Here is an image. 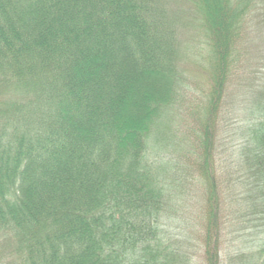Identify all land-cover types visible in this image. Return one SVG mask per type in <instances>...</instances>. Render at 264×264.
I'll return each instance as SVG.
<instances>
[{"label":"trees","instance_id":"obj_1","mask_svg":"<svg viewBox=\"0 0 264 264\" xmlns=\"http://www.w3.org/2000/svg\"><path fill=\"white\" fill-rule=\"evenodd\" d=\"M252 14L264 23V0H0L6 264H194L199 251L264 264V68L237 69ZM196 31L209 67L193 57ZM189 62L192 142L176 123ZM191 180L192 248L169 227ZM228 200L251 230L232 254Z\"/></svg>","mask_w":264,"mask_h":264},{"label":"rangeland","instance_id":"obj_2","mask_svg":"<svg viewBox=\"0 0 264 264\" xmlns=\"http://www.w3.org/2000/svg\"><path fill=\"white\" fill-rule=\"evenodd\" d=\"M181 4V3H179ZM175 7V5H174ZM253 15V14H252ZM262 17L251 16L250 26L248 28V35L245 37V43H243L244 48V63L240 64L237 69L240 71L239 74H245L247 71L264 68V23L261 22ZM196 37L192 40V53H194L193 57L199 65L209 67V55L211 52V48L205 44L206 39L204 38V34L199 31L194 32ZM190 35H193V30ZM199 68L197 65L193 63L186 66V73L189 77V88L190 91L188 95L189 97H194L193 92L197 93L198 91L195 89L196 85L193 82V77H196V74L200 75V72L197 71ZM200 79V78H199ZM196 81V80H195ZM236 82V81H235ZM192 91V93H191ZM234 91H237L236 87H234ZM241 92H238L239 99L242 98ZM190 99V100H191ZM194 101L192 99L191 106L187 108L185 112H182L180 118L178 119L177 126L179 128L180 136L187 134L191 138L192 142V105ZM185 117V121H184ZM191 144V143H190ZM189 147H187L188 150ZM191 149V148H190ZM185 152V151H184ZM181 161L184 164H187L185 157L181 152ZM189 156V155H188ZM223 156L220 157V163L222 166H226V159L223 161ZM228 164V162H227ZM222 170V168H221ZM192 180L188 182L185 187L184 194H180L178 199L176 200L177 206L176 211L172 212V219H170L169 227L170 231L174 235V237L180 242H184L188 240L186 243L188 247L192 248V244L198 242V232L200 231V217L201 210L199 209V200L198 195H192ZM245 214L244 205L242 202L227 201L225 217L226 222H228V229L225 233L224 238V248L226 253L230 252L235 253L237 250L245 248L247 246L246 240L250 239L248 234L251 230H246L245 226L246 222L242 221V217ZM244 218V217H243ZM246 231L242 236V233ZM252 233V232H251ZM254 233H252V237ZM1 249V248H0ZM9 257V252L1 253L0 252V264H6V261ZM225 263L229 264L228 259H225ZM194 264H206L204 258V252L198 253L196 257H194Z\"/></svg>","mask_w":264,"mask_h":264}]
</instances>
